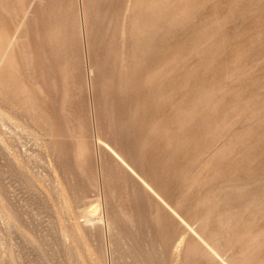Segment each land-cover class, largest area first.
Segmentation results:
<instances>
[{
	"label": "rangeland",
	"instance_id": "rangeland-1",
	"mask_svg": "<svg viewBox=\"0 0 264 264\" xmlns=\"http://www.w3.org/2000/svg\"><path fill=\"white\" fill-rule=\"evenodd\" d=\"M0 264H264V0H0Z\"/></svg>",
	"mask_w": 264,
	"mask_h": 264
},
{
	"label": "bare ground",
	"instance_id": "bare-ground-1",
	"mask_svg": "<svg viewBox=\"0 0 264 264\" xmlns=\"http://www.w3.org/2000/svg\"><path fill=\"white\" fill-rule=\"evenodd\" d=\"M98 209V208H97ZM103 217V216H102Z\"/></svg>",
	"mask_w": 264,
	"mask_h": 264
}]
</instances>
